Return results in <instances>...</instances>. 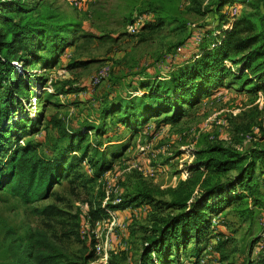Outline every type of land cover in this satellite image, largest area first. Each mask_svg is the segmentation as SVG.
Returning <instances> with one entry per match:
<instances>
[{
	"label": "rangeland",
	"instance_id": "374dc122",
	"mask_svg": "<svg viewBox=\"0 0 264 264\" xmlns=\"http://www.w3.org/2000/svg\"><path fill=\"white\" fill-rule=\"evenodd\" d=\"M8 1L25 9L21 15L14 14V19L24 17L31 24L68 31L63 34L69 38L68 45L54 67L28 65L25 75L32 79L35 96L27 94L22 109L15 108L17 123L27 119L35 123L34 127L25 123L26 136L19 139V144H37L38 153L45 158L66 153L70 147L68 136L78 128L100 127L106 104L141 95L142 83L156 84L197 54L202 32L216 17L210 7L213 0L0 3ZM258 13L246 2L240 7L239 16L256 20ZM133 23H138L137 30L129 32L128 26ZM102 72V79L94 84ZM164 117L150 118L133 134L117 120L109 123L103 134L89 130L82 145V149L89 148L87 157L93 156L94 147L100 143L98 151L105 149L107 161H112L111 170L99 178L84 159L41 202L24 205L0 191V264H36L33 257L37 246L31 239H36L38 233L44 234L61 254L77 262L90 251L93 237L94 244L107 247V259L95 251V260L88 264H139L153 209L142 205L109 213L92 226L88 219L92 207L99 203L103 207L110 201L116 204L138 190L142 182L160 189L176 187L186 178L192 153L208 143L238 150L264 143V92L252 93L233 77L202 97L196 106L186 109L177 122L157 127ZM116 148L119 157L112 160L111 153ZM72 155L82 157V150L69 157ZM152 169H157L154 176L150 174ZM261 192L264 197V187ZM101 194L105 195L103 200ZM262 203L256 207L248 197L238 206L212 216L216 235L202 245L199 264H247L263 257L264 198ZM47 206L54 207V215L35 212ZM82 225L85 235L79 228ZM218 241L224 244L219 245ZM191 248L173 264H192L195 258L189 255Z\"/></svg>",
	"mask_w": 264,
	"mask_h": 264
},
{
	"label": "trees",
	"instance_id": "16d2710c",
	"mask_svg": "<svg viewBox=\"0 0 264 264\" xmlns=\"http://www.w3.org/2000/svg\"><path fill=\"white\" fill-rule=\"evenodd\" d=\"M246 2L255 12L259 11L257 19L238 16L230 23L227 8L241 7ZM210 7L216 17L202 32L197 54L156 84L142 83L141 95L106 104L101 111L100 127L78 128L68 136L70 147L66 153L45 158L38 153L37 144H19V139L26 136L23 135L27 132L25 123L33 127L35 123L29 119L17 123L15 108L22 109L27 94L35 96L32 79L25 75L28 65L54 67L68 45L69 38L63 35L68 31L31 24L24 17L14 19V14L21 15L25 9L10 1L0 3V159H4L0 165V191L24 205L41 202L84 159L99 178L111 170L112 161H107L105 149L98 151L100 143L94 147L93 156L87 157L89 148L82 149V145L89 130L103 134L106 126L117 120L133 134L150 118L161 115L165 117L157 122V127L177 122L186 109L196 106L229 77L252 93L264 92V0H213ZM18 130L23 131L18 133ZM81 150L82 157H69ZM117 150L111 153L112 160L119 157ZM192 156V163L185 169L186 178L176 187L160 189L142 182L138 190L120 198L118 203L110 201L103 207L101 203L92 207L88 212L89 222L93 226L109 213L148 205L153 213L139 264H173L191 247L189 255L195 258L192 264H199L202 245L216 235L212 216L238 206L248 197L254 206L263 205L264 143L238 150L212 142L194 151ZM103 198L105 195L101 194ZM35 212L52 216L55 209L47 206ZM36 237L31 239L37 246L33 257L36 264H88L96 258L93 237L89 241L90 251L79 262L61 254L44 234L38 233ZM218 244L224 243L218 241ZM247 264H264V256Z\"/></svg>",
	"mask_w": 264,
	"mask_h": 264
},
{
	"label": "built area",
	"instance_id": "2783aa9c",
	"mask_svg": "<svg viewBox=\"0 0 264 264\" xmlns=\"http://www.w3.org/2000/svg\"><path fill=\"white\" fill-rule=\"evenodd\" d=\"M226 12H227L228 16L230 17V20L229 21L231 23L234 18H237L239 16V14H240V7H238V6L229 7V8H227ZM137 24L136 23H133L130 26H128L129 32H136V30H137ZM103 74L104 73L102 72L101 75H99L98 77H96L94 79V84H97V83L100 82V79H102ZM161 171H164V170L162 169ZM156 172H157V169H152L150 171L151 176H154V174ZM84 228H85V226H83V225L80 226V231H81V233L83 235H85V233H86V230H84ZM261 236L264 237V218H263V223H262V227H261ZM94 248H95V251H96L97 254H103L104 255V259L105 260L107 259V247H104V246L102 247L100 245V243L97 242L94 245Z\"/></svg>",
	"mask_w": 264,
	"mask_h": 264
}]
</instances>
